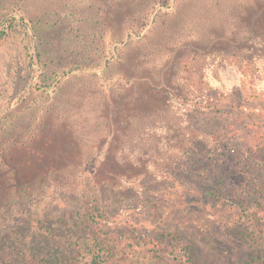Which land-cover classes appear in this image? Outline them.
I'll use <instances>...</instances> for the list:
<instances>
[{
    "label": "rangeland",
    "instance_id": "obj_1",
    "mask_svg": "<svg viewBox=\"0 0 264 264\" xmlns=\"http://www.w3.org/2000/svg\"><path fill=\"white\" fill-rule=\"evenodd\" d=\"M0 264H264V0H0Z\"/></svg>",
    "mask_w": 264,
    "mask_h": 264
},
{
    "label": "trees",
    "instance_id": "obj_2",
    "mask_svg": "<svg viewBox=\"0 0 264 264\" xmlns=\"http://www.w3.org/2000/svg\"><path fill=\"white\" fill-rule=\"evenodd\" d=\"M2 35V32L0 31V36ZM31 264H38L37 261H33Z\"/></svg>",
    "mask_w": 264,
    "mask_h": 264
}]
</instances>
